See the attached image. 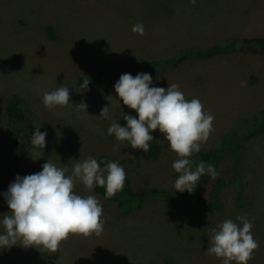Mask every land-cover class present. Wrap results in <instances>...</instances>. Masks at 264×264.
<instances>
[{"label":"rangeland","instance_id":"374dc122","mask_svg":"<svg viewBox=\"0 0 264 264\" xmlns=\"http://www.w3.org/2000/svg\"><path fill=\"white\" fill-rule=\"evenodd\" d=\"M137 22L143 34L132 30ZM259 35L264 0H0V193L16 174L39 171L47 160L70 173L88 156L102 167L118 161L134 190L179 191L174 182L180 173L172 168L178 157L159 140V130L150 142L160 146L155 154L107 133L113 120L136 115L116 99L118 77L107 75L86 89L77 77L111 59L169 58L182 47ZM138 72L150 73L157 86L177 84L186 99L199 98L202 111L214 117L199 151L218 146L231 128L242 134V117L264 104V55L255 51L191 56ZM61 86H69V103L46 107L43 94ZM11 94L27 101L34 128L46 130L42 151L30 152V136L17 145L10 141L5 104ZM80 102L87 112L75 109ZM108 104L109 117L97 116ZM189 159L194 169L198 152ZM214 167L218 176L206 179L192 198L157 195L125 215L116 213V201L77 181V194L94 195L102 205L103 230L69 234L52 253L17 243L0 249V264H221L222 258L206 251L209 229L225 219L241 224L238 215L251 222L257 241L247 264H264V132L243 140L236 157L226 149ZM8 211L0 195V216Z\"/></svg>","mask_w":264,"mask_h":264},{"label":"clouds","instance_id":"9594fccd","mask_svg":"<svg viewBox=\"0 0 264 264\" xmlns=\"http://www.w3.org/2000/svg\"><path fill=\"white\" fill-rule=\"evenodd\" d=\"M195 2V0H193ZM134 32L143 34V23L132 26ZM89 81L83 80L82 89ZM116 99L121 107L127 105L136 115L125 113L126 123L115 120L107 128V133L116 140L128 141L132 148L148 152L153 141V130H159L174 151L177 159L172 168L180 173L174 182L175 190L192 191L193 185L207 172L212 178L218 176L213 164L205 166L199 161L192 168L189 157L201 148L212 130L214 117L202 111V103L197 97L188 100L179 86L168 84L165 88L152 83L148 72L135 75L124 72L113 85ZM69 86H61L43 94V104L48 108L69 103ZM74 105V104H73ZM109 104L100 109L99 117H109ZM76 110L86 111L87 104L74 105ZM87 112V111H86ZM46 130L36 126L30 136V152L42 151L46 144ZM68 173L66 167H58L47 160L39 171L30 174H16L9 183L4 196L9 211L0 216V249L17 243L21 246H34L41 252H56L61 241L69 234L88 236L103 230L102 205L94 195H80L73 189L77 181L91 192L95 186L105 189V197L110 198L122 189L126 173L118 161H108L103 167L93 156L78 160ZM236 221L225 219L217 227L209 229L211 243L206 251L222 258L221 264H247L257 241L250 231L251 222L238 215Z\"/></svg>","mask_w":264,"mask_h":264},{"label":"trees","instance_id":"16d2710c","mask_svg":"<svg viewBox=\"0 0 264 264\" xmlns=\"http://www.w3.org/2000/svg\"><path fill=\"white\" fill-rule=\"evenodd\" d=\"M237 50L255 51L264 55V35L247 36L242 38H226L204 46L192 45L182 47L176 54H174V56L169 58L144 59L141 57H126L115 60L111 59L99 66L95 71H93V73L78 76L76 83H78V86L81 87L83 80H86L89 81L87 87H90L99 82L103 77L110 74H114L119 78V75L124 72L134 74L138 71H147L153 68L165 66L166 64L174 65L191 56L211 57L220 53ZM5 111L7 114V133L12 144L17 145L22 138L31 136L34 130L32 112L24 98L17 94L9 95L6 99ZM119 120L121 125L126 123L124 118ZM240 123L245 126L242 134H239L236 128L227 130V132L221 136L218 146L208 150L198 151L197 161H204L205 166L209 163L215 165L221 160L222 154L226 149L229 150L234 157H236L240 143L243 140L256 133L264 132V104L257 108V110L252 114L249 113L243 116ZM159 149V144L152 143L149 148V153L155 154L159 151ZM210 177L211 176L207 172L202 174L196 182L197 185H193L191 192L188 190L179 192L156 188L134 190L131 187L130 180L127 176H125L122 189L117 191L116 194L110 198L105 197L104 187L95 186L93 189L104 198L116 201V213L118 215H125L138 204L157 195L167 198H192L198 187ZM219 182H222V180L217 179L216 184ZM236 198L240 203L241 196L239 193L236 194Z\"/></svg>","mask_w":264,"mask_h":264}]
</instances>
